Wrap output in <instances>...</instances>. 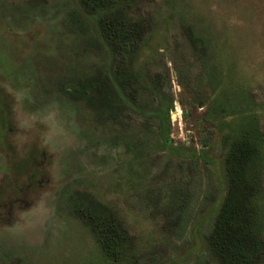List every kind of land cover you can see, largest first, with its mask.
Here are the masks:
<instances>
[{"label":"rangeland","instance_id":"obj_1","mask_svg":"<svg viewBox=\"0 0 264 264\" xmlns=\"http://www.w3.org/2000/svg\"><path fill=\"white\" fill-rule=\"evenodd\" d=\"M119 1L146 34L134 58L82 0H0V264H226L209 231L251 131L264 240V0ZM103 69L112 113L90 88Z\"/></svg>","mask_w":264,"mask_h":264},{"label":"trees","instance_id":"obj_2","mask_svg":"<svg viewBox=\"0 0 264 264\" xmlns=\"http://www.w3.org/2000/svg\"><path fill=\"white\" fill-rule=\"evenodd\" d=\"M101 1L103 0H82V4L85 10H95V17H97L100 32H102L106 42L123 47L125 50L123 55L129 56L131 54L134 58L139 48L136 45L137 39L144 42L146 34L145 32L139 34L136 31L138 28L143 29V24L142 19H139L138 22L132 16L133 2L123 3L119 0L107 2L105 9L107 14L112 15L110 16L104 15L103 12L99 11V5L103 3ZM81 10L82 8H79V11ZM77 12V9L72 10L73 14ZM78 22H81V19H78ZM81 23L75 22V26L87 33ZM200 39L201 37L197 40L194 39L195 43L199 44L198 41ZM97 43L101 46L99 42ZM199 46L206 47V44H199ZM128 69L130 71L129 74H133L131 68L127 65ZM102 72L97 77L94 76L95 79L91 80L90 88L93 90L100 105L99 107L103 109V112L112 113L111 108L114 103L112 104L110 98V90L112 92L115 91V85L111 88L104 77V69ZM114 102L117 106L116 101ZM165 124L163 125L160 140L164 148L178 153V149L172 146L170 128ZM236 140L238 141L235 142L233 140L234 143L232 142L229 152L225 156L227 197L221 216L213 223L209 231V242L215 256L226 261V264H259L264 261V240L260 237L261 229L254 209L256 206V192L260 181L256 162L258 133L251 131L241 134L240 136L238 135ZM75 204L79 208L83 206V203L79 200H76ZM83 207L87 208L86 206ZM177 215V219L180 222L183 216L180 211ZM92 218L96 224L101 222L98 226L105 236V244H108V247L113 249L115 253L118 250L117 247L121 244L119 242L120 239L125 240L126 238L120 235V231L114 225V220L110 221L107 215L100 216L97 214L95 216L92 215ZM108 220L110 222H107ZM199 263L203 264L204 262L199 261Z\"/></svg>","mask_w":264,"mask_h":264}]
</instances>
